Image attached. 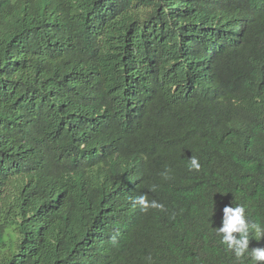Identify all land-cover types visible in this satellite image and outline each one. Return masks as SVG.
I'll return each mask as SVG.
<instances>
[{
  "label": "trees",
  "instance_id": "1",
  "mask_svg": "<svg viewBox=\"0 0 264 264\" xmlns=\"http://www.w3.org/2000/svg\"><path fill=\"white\" fill-rule=\"evenodd\" d=\"M236 205L264 226V0H0V264H255Z\"/></svg>",
  "mask_w": 264,
  "mask_h": 264
},
{
  "label": "clouds",
  "instance_id": "2",
  "mask_svg": "<svg viewBox=\"0 0 264 264\" xmlns=\"http://www.w3.org/2000/svg\"><path fill=\"white\" fill-rule=\"evenodd\" d=\"M190 170H200L201 165L198 158L190 157ZM165 178H168L167 172L163 173ZM155 190V186L153 187ZM133 203L141 206L142 210H147L149 207L163 210V204L156 200L149 201L145 195H140L134 198ZM245 207L242 205L225 206L223 208L222 226L218 229V235H221L222 242L227 245V249L234 252L237 260H242L249 250L250 233L251 237L256 240L264 238V226L258 223H246ZM234 232L240 233L239 239L233 236ZM252 261L257 264L258 261H264V248L257 247L251 250Z\"/></svg>",
  "mask_w": 264,
  "mask_h": 264
}]
</instances>
